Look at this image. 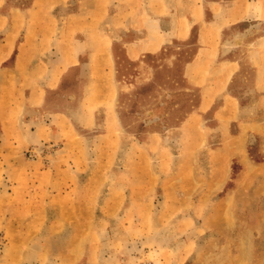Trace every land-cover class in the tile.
I'll list each match as a JSON object with an SVG mask.
<instances>
[{"label":"rangeland","instance_id":"obj_1","mask_svg":"<svg viewBox=\"0 0 264 264\" xmlns=\"http://www.w3.org/2000/svg\"><path fill=\"white\" fill-rule=\"evenodd\" d=\"M0 264H264V0H0Z\"/></svg>","mask_w":264,"mask_h":264},{"label":"crops","instance_id":"obj_2","mask_svg":"<svg viewBox=\"0 0 264 264\" xmlns=\"http://www.w3.org/2000/svg\"><path fill=\"white\" fill-rule=\"evenodd\" d=\"M37 132H33V139L32 142L33 143H38L40 141H42L44 138H50L51 134H48V132L46 131L44 125L42 123L38 124V129H36ZM42 131L41 133H39V131ZM75 238L77 241H79L77 243L78 246L76 247H69L67 250V253L69 254V256H80L82 255V253L84 252V248H85V239L83 234H76Z\"/></svg>","mask_w":264,"mask_h":264},{"label":"built area","instance_id":"obj_3","mask_svg":"<svg viewBox=\"0 0 264 264\" xmlns=\"http://www.w3.org/2000/svg\"><path fill=\"white\" fill-rule=\"evenodd\" d=\"M37 150H41V147H40V148H38Z\"/></svg>","mask_w":264,"mask_h":264}]
</instances>
